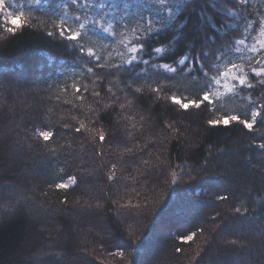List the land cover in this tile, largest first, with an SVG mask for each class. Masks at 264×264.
I'll return each mask as SVG.
<instances>
[{"label": "trees", "instance_id": "16d2710c", "mask_svg": "<svg viewBox=\"0 0 264 264\" xmlns=\"http://www.w3.org/2000/svg\"><path fill=\"white\" fill-rule=\"evenodd\" d=\"M3 8L21 24L0 8V72L32 64L25 83L47 111L24 128L47 164L22 179L0 143V193L12 186L23 198L0 209V264H34L41 251L46 264L79 254L88 264H239L245 255L264 264V0H4ZM9 78L0 76V95L10 101ZM208 90L213 99L200 108L181 106ZM230 116L239 120L209 123ZM252 120L251 129L239 122ZM68 176L74 183L59 187ZM152 206L160 212L149 224ZM175 206L180 215L192 208L191 217L168 230L165 257L149 255L146 238ZM125 219L140 231L125 230Z\"/></svg>", "mask_w": 264, "mask_h": 264}, {"label": "rangeland", "instance_id": "374dc122", "mask_svg": "<svg viewBox=\"0 0 264 264\" xmlns=\"http://www.w3.org/2000/svg\"><path fill=\"white\" fill-rule=\"evenodd\" d=\"M2 3H4V0H2ZM0 8H3V6ZM2 11L4 13V18L7 21H9V23H10L11 18L19 16L18 13H14V12H11L9 10L3 9ZM40 60H42V59H40ZM27 68H28V70H31L32 64L30 65V63H29ZM4 74H5L6 78L7 77L11 78V76L13 78V81H12L13 83L7 82L6 87L4 89V91H10L9 93H11L13 99H11L9 101L7 99V96L2 97V95H0V112L4 111L6 114L5 124L3 126L2 125L0 126V143L5 144L6 152L8 153V158L11 161H17L18 164H21V171L19 173H20V176L22 179L27 178V176H29L30 178H36L37 176H41V173L44 170H46L45 167H46L47 163L45 161V158H43L42 156L37 157L32 152V150H31L32 144L30 143L27 132L24 128V122L28 118H34V116H37L36 114H38V113H40L41 115L45 114L44 112L47 111L46 106H42L38 102L39 100H42L44 96L42 94L38 93L30 85H27V83H25L24 78L22 77V76L26 75L25 72H22L21 74L19 72H17V74L20 76V77L18 76L19 77L18 81L16 79L17 76H15L14 73H13V75L11 73L9 74L8 72L4 73ZM207 93L209 95L210 100H212L213 99V92L208 90ZM177 99L182 102V100L180 98H177ZM29 114H30V117H29ZM40 132L42 135L44 133H49L44 128H41ZM67 144L69 145V143H67ZM148 144H149V142H148ZM70 147L73 148L74 145L73 146L70 145ZM77 148L80 149L81 147L77 145ZM151 148L152 147H150L149 152H151L150 151ZM80 157L81 156L78 155V162L79 163L85 162V161H79ZM144 157H146L145 154H144ZM73 183H74V179L72 176H68L67 178H63L60 181V184L67 185V186L72 185ZM106 189H107V187L102 186L101 189H95L94 192L97 193L98 192L97 190H99V192H102L103 190H106ZM1 191H2V193H0V209H2L4 211H6L5 205L8 203V201H6V199H14V198H19L18 200L23 199L22 197H19L20 194H18L19 192H18V190H16V187L6 186V190H1ZM109 193H110L109 199L110 200L114 199V197L117 195L116 187H114L113 191H109ZM195 199H197V198H195ZM206 199L207 198H205L204 195L201 196V198H198V200H200L201 202L206 200ZM144 200H147V198L145 197ZM206 201H213V200L208 199ZM38 202H40L41 204L43 203L42 201H38ZM149 203H151V202H149ZM152 207H153L151 209L152 211L149 213H150V216L154 217V218L151 219V222L149 224H153L156 215L159 214V212H160V211H158V213H157L155 206H152ZM174 208H175V211L180 212V211H178V208L181 209L184 207L175 206ZM205 208L206 207H204L203 209H205ZM190 210H192V208H190L189 211ZM154 211H155V213H154ZM189 211H188V213L191 214ZM196 211L199 213V215L196 217L197 219L195 218L194 221H196L197 223H200L199 218L202 214V210H200V208H197ZM185 213H187V212H185ZM34 216L36 217L38 215H34ZM168 217L171 218L170 215ZM168 217H166V221L159 223L160 229H158V231L156 233H154V235H153V241L151 243L155 247V249L157 248L158 250H156L155 253H150L149 255L156 254V256H157V255L163 254L162 257H165V250H166V246L168 244V242H167V235L169 233L168 230L171 231L173 228H175V226L176 227H184V224L180 225V224H178L180 222H174L173 220L172 221L175 224H173L174 226L171 225L170 223H172V222H170L171 220ZM38 218H40V217H38ZM33 220H35V219H33ZM40 220L42 221L43 219L40 218ZM121 222L123 223L125 230H127V231H132L133 229L138 230V228L140 231V229H141L140 225H136L139 222L137 220L133 223L132 222L129 223V221H127L126 219L124 221H121ZM149 224L147 225L146 229L142 228L143 229L142 231H144L146 236L149 233L148 232ZM42 225L43 224L41 223L40 227H42ZM44 226H45V228H47L48 223H47V226L46 225H44ZM88 229H89V232H91L92 228H88ZM219 234H221L219 236L220 240L224 241V239L227 238V234H229V233L227 230H219ZM86 235L84 234L81 237V245H80L81 247H83L84 245H86V243L89 242ZM99 235L105 236L103 234V231H100ZM141 236H142V234L137 235L136 239H138V238L142 239L143 236L142 237ZM88 249H89V247L87 248V250H84L83 252L88 253L89 252ZM41 252L43 253L44 251H41ZM41 252L38 255L36 254L30 258L34 264H46L45 261L43 260L44 259L43 257H45V253L42 256ZM83 252H80V253H83ZM87 255L90 256L89 253ZM133 260H135V256L133 257ZM143 260L145 261V259H143ZM96 261L100 262V260L98 258L96 259ZM146 261H147V259H146ZM249 262H250V259L246 255L242 257L241 261H238L239 264H248ZM72 264H88V261H87V259H85L82 256V254H79L78 258L76 257V258H74V260H72Z\"/></svg>", "mask_w": 264, "mask_h": 264}, {"label": "snow or ice", "instance_id": "6c2138e0", "mask_svg": "<svg viewBox=\"0 0 264 264\" xmlns=\"http://www.w3.org/2000/svg\"><path fill=\"white\" fill-rule=\"evenodd\" d=\"M3 6V3H2V0H0V7ZM10 23L13 25V26H20L21 24V18L19 16L17 17H13L10 19ZM8 31H13L12 28H9ZM61 35H64V30L61 29ZM67 39L71 40V41H76L78 39V34L76 33H72L70 35L67 36ZM239 43H243V41H239ZM133 52L136 51V48L134 47L132 49ZM161 51V49H157L156 52L159 53ZM89 56L92 55L91 52L88 53ZM165 67H167V65H165ZM233 67H235V65H233ZM89 71H91V69H89ZM240 83L241 84H244V80L243 79H240ZM264 83V82H262ZM172 100L174 103H177V104H181V101L178 100L176 97H172ZM206 102H210V98H209V95L208 93L206 92L203 97L201 98V101L200 102H197V101H190L188 103H182L181 106L187 110L190 106H194L196 108H200L201 107V104L202 103H206ZM253 119H255V116L253 117ZM239 120V118L237 116H230V117H226L225 119H223V121H215V120H212V121H209L210 124L212 125H218L220 123H223L225 126H227L231 121H237ZM240 123H243L245 125V127L251 129L252 128V124L251 123H248V121H239ZM79 131V129L77 130ZM49 136H50V133H44L43 134V137L45 140L49 139ZM101 140L104 139L103 136L100 137ZM262 148H264V145H261ZM59 187H65V185H60ZM239 211V210H237ZM192 237L189 236L187 239L190 240ZM177 251H179V249H177Z\"/></svg>", "mask_w": 264, "mask_h": 264}, {"label": "bare ground", "instance_id": "6f19581e", "mask_svg": "<svg viewBox=\"0 0 264 264\" xmlns=\"http://www.w3.org/2000/svg\"><path fill=\"white\" fill-rule=\"evenodd\" d=\"M4 6V5H3ZM4 8H1V10H3ZM32 71H33V69H31V70H28V68H27V66L25 65V67L23 68V69H19V68H16V69H14V70H10V71H8V73L10 74H12L13 75V73L15 74V76H17V81H18V78L20 77L18 74H17V72H19L20 74L22 73V72H25L26 73V75H24V76H22L23 78H24V81L27 79V78H29V76H30V74L32 73ZM0 76H1V78L2 77H4V79H7L6 78V76H5V74H2L1 72H0ZM19 76V77H18ZM176 201V199L175 200H173L172 202L174 203ZM193 207V206H192ZM171 208V207H170ZM197 210V209H196ZM193 211H195V210H193ZM187 214H188V212L187 213H185V212H181V215H179L178 213H176L175 212V210L173 209L172 210V212L171 211H164L162 214H161V216L159 215V218L157 219V221H156V223H155V225H154V228H153V230H152V232H150V234L148 235V237L146 238L147 240H146V244L148 243V241H153V235H154V233H156L157 231H158V229H160V227H159V223H162V222H164V221H166V217H168L169 215L171 216V218L170 217H168L171 221L170 222H172V223H170L171 225H173V224H175L174 222H182L183 221V219H184V217L185 216H187ZM168 215V216H167ZM196 215H199V213L197 212V211H195L194 213H193V216H196ZM189 217H191V214H189ZM174 222H173V221ZM150 247L151 248H153L154 246L151 244L150 245ZM159 248V247H158ZM157 250V248L155 249V251Z\"/></svg>", "mask_w": 264, "mask_h": 264}]
</instances>
